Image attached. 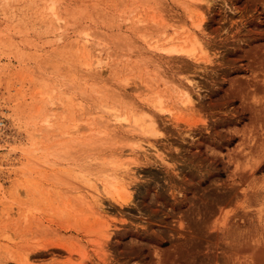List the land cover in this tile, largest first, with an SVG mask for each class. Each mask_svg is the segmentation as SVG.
I'll use <instances>...</instances> for the list:
<instances>
[{
	"label": "rangeland",
	"instance_id": "rangeland-1",
	"mask_svg": "<svg viewBox=\"0 0 264 264\" xmlns=\"http://www.w3.org/2000/svg\"><path fill=\"white\" fill-rule=\"evenodd\" d=\"M195 34V59L161 50ZM81 144L130 160L128 201L73 178ZM0 264H264V0H0Z\"/></svg>",
	"mask_w": 264,
	"mask_h": 264
},
{
	"label": "bare ground",
	"instance_id": "bare-ground-1",
	"mask_svg": "<svg viewBox=\"0 0 264 264\" xmlns=\"http://www.w3.org/2000/svg\"><path fill=\"white\" fill-rule=\"evenodd\" d=\"M194 2V1H193ZM191 4H192V1H191ZM195 4V3H194ZM193 5V4H192ZM192 5H190L189 4V6H192ZM52 7V8H51ZM50 8H51V11H53L54 10V8H53V5H51L50 6ZM195 28H197V29H202L203 28V22H199V23H197V24H195ZM60 29H61V27H60ZM87 35V34H86ZM61 36V35H60ZM88 36V35H87ZM62 37V36H61ZM61 37H59V38H61ZM89 37V36H88ZM92 38V37H91ZM172 38H173V36H170L168 39H167V42L168 41H172ZM147 39V38H146ZM88 41V40H87ZM170 41V42H171ZM192 41H193V43L191 44V46H188V47H184L183 45H181V44H178V46H175L176 44H174V45H170V46H168L167 48H163V49H161L163 52H167L168 54L169 53H180L179 55H185V56H187L188 58H191V59H195V58H197V51H199V49H198V46H200L201 47V41H199V38H197L196 37V34L193 36V39H192ZM88 42H90V41H88ZM166 42V43H167ZM90 43H92V42H90ZM172 43V42H171ZM176 43H178V42H176ZM185 43H187V41L185 42ZM93 45H94V42H93ZM179 45H181L180 47H179ZM97 47H98V45H97ZM95 48V46H94V48H95V52H96V54L94 55V60L93 61H91V63H89V64H87V67L89 68V70H90V68H92V67H94L95 65H96V67L97 68H99L100 70H102L103 68H105V66L108 64L106 61L107 60H104L103 59V57H102V55H103V50H102V48ZM149 47H150V45H149ZM152 47V46H151ZM154 47H156V46H154ZM158 48V47H157ZM162 48V47H161ZM202 51V50H201ZM200 52V51H199ZM204 53V52H203ZM178 55V54H177ZM200 55H201V53H200ZM204 55V54H203ZM203 55H202V57H203ZM205 56V55H204ZM199 57H201V56H199ZM92 71V70H91ZM187 82H189V84L190 85H192L193 84V82L191 81V80H189V81H187ZM62 87V86H61ZM184 91V90H183ZM120 92V91H119ZM72 93V92H71ZM62 94V93H61ZM67 94H68V92H67ZM118 92H116V95H117V97H118V100H119V96H118ZM52 95V94H51ZM75 95V94H74ZM114 95V94H113ZM115 95V96H116ZM67 96H69V97H67V98H70V96L71 95H67ZM112 96V95H111ZM47 97H49L50 99L48 100L49 101V105H51V109L49 110V115H48V118L45 120V122L50 126V124H51V119H52V117L55 115L54 114V109H52V108H55L56 107V101H55V98H54V101H53V99L51 98V96L49 95V96H47ZM62 97V96H61ZM60 97V98H61ZM83 97V96H82ZM107 97V96H106ZM58 98V97H57ZM72 98V97H71ZM73 98H74V96H73ZM113 98H114V96H113ZM112 99V98H111ZM115 99V98H114ZM58 100H59V98H58ZM66 100V99H65ZM117 100V99H116ZM56 102V103H55ZM118 102V101H117ZM190 102H191V98H190V94L188 93V91H185V96H184V99H183V101H182V104L184 105V106H188L189 104H190ZM63 104V103H62ZM76 104H77V101H76ZM80 104V103H79ZM116 104V103H115ZM162 104H163V101H162V99H159L157 102H156V105H154L153 107H155L156 109H157V113H161L162 115L163 114H168V115H170L171 114V111H169L168 109H164L163 108V106H162ZM90 105V104H89ZM78 106V110L80 111V110H82L80 107H82V105H77ZM111 106V105H110ZM110 106H106V105H103L102 106V110H99V111H102L104 114H106V115H108L109 117H111L110 119L111 120H113L114 122H116V124L118 123H120V124H123V125H126L127 124V122L129 123V121H132V126L134 127V130H137V132H139V133H141V134H143V135H145V136H157L158 137V135L160 136L161 135V133H160V130H158V126H157V123H156V117L153 115V117L152 116H150V115H152V114H150V113H138V112H135V110L134 111H132L131 112V116L129 117L127 114H125V113H122L121 112V110L119 109L120 108V106H119V108L117 107V105L114 107H110ZM138 108V107H137ZM100 109H101V106H100ZM83 110H84V108H83ZM97 110V109H96ZM56 112V111H55ZM102 112H100L101 113V115H100V117H99V119H102V118H104L105 116H103V114H102ZM81 114V113H80ZM83 114V113H82ZM85 114H86V112H85ZM97 115V112H94V111H90V112H88L87 113V116H92V121H86L85 120V122H87V124L88 125H92L93 126V124H94V117ZM79 116H81L82 117V115H79ZM78 116V117H79ZM72 118V117H71ZM179 119V118H178ZM70 120V119H69ZM104 120V121H103ZM103 120H100V121H96V123L99 125V129H101L100 131H98V135L99 136H103L102 137V140L101 141H98V139H99V137L97 138V141H95L97 144H99V143H101V144H108V142H111L112 143V140H111V137L108 135V132H109V128H108V125H106V122H107V120L105 121V119H103ZM111 120L110 121H108L109 123L111 122ZM45 123V124H46ZM126 123V124H125ZM48 126V127H49ZM131 126V127H132ZM47 127V128H48ZM51 127V126H50ZM49 127V128H50ZM110 127V126H109ZM136 128V129H135ZM81 129H80V125L77 123V124H75L71 129H70V132H69V135H71L72 137L73 136H79L80 134H81V131H80ZM93 130V129H92ZM91 131V130H90ZM92 132V131H91ZM107 137V136H109L107 139L105 138V137ZM115 137V136H114ZM73 138H76V137H73ZM109 139H110V141H109ZM77 139H73V142H75ZM105 140V141H104ZM108 140V141H107ZM72 142V141H71ZM72 142V143H73ZM66 145V144H65ZM68 145V144H67ZM71 145V144H70ZM69 145V146H70ZM82 145V146H81ZM81 145H79V146H81L82 148H86V146L88 147L89 145H87V144H85L86 146L85 147H83L84 146V144H81ZM96 145V144H95ZM95 145L93 146V145H91V146H89L88 148L89 149H81V152H80V155L78 156V152H76L77 153V155L76 156H78V157H80V159L81 160H79L78 159V157H76V159H74L73 158V160H75L76 162H77V164H76V166L75 165H73V166H75V169H74V171H73V178L75 179V180H77L78 182H80L81 183V187H83V186H85L86 188H88V189H92V191L94 190V191H97V190H101L102 191V193L103 194H106L110 199H112V200H115V201H120V200H122V202H126V200L128 201L129 200V197H130V193H129V188H130V186H128L127 185V183L125 184L124 182H123V179H122V177H121V173H119L120 172V170H125V172L127 171H129L128 169V167L129 166H126V162L128 161H130V160H127L126 162L124 161V162H121L120 160H121V156H122V153H116V152H108V154L110 153V155L108 156V157H106V159H108V161L107 162H105V161H103L102 159H101V157L102 156H104V154L102 155H98V153L96 152V153H94L95 151H93V149L92 148H94L95 147ZM100 145V144H99ZM98 145V146H99ZM105 145L104 146H102V148L103 147H105ZM108 145H111V144H108ZM66 147V149H64L65 151H63L62 153H64L65 155H69V154H71V153H69V149H70V147ZM72 146V145H71ZM80 147V148H81ZM90 147H91V149H90ZM110 147V146H109ZM68 148V149H67ZM79 148V149H80ZM97 148H99V147H97L96 146V148H95V150L96 151H99L100 153H102L103 151V149L101 150V149H98L97 150ZM107 148V147H106ZM113 148V147H112ZM90 150V151H89ZM109 151V150H108ZM116 151V150H115ZM72 152V151H71ZM103 153H105V151L103 152ZM107 153V152H106ZM64 156V155H63ZM70 156V155H69ZM111 156V157H110ZM65 157V156H64ZM72 158V157H71ZM105 158V157H104ZM60 159H62V158H60ZM64 160H67L66 158H63ZM124 159V158H123ZM72 159H70L69 161H71ZM79 160V161H78ZM96 160H101V162H98V163H96ZM125 160V159H124ZM74 161V162H75ZM93 161H94V163H93ZM132 161V160H131ZM127 162V163H128ZM59 165V164H58ZM131 171V170H130ZM129 171V172H130ZM124 174V173H123ZM101 186V187H100ZM74 187V188H73ZM84 187V188H85ZM72 188H73V192L74 193H77V195H79L80 194V196H82V198L79 196V202L77 201V198H76V201L78 202L77 204L78 205H81V204H79V203H83L86 207H87V209H90L89 208V206L90 205H93V203L91 204V201H89V196H88V194L87 193H84L83 192V190H85V189H80V188H78V187H76V185L74 186H72ZM71 189V188H70ZM72 191V189L70 190V192ZM83 192V193H82ZM86 192H89L88 190H86ZM98 192V191H97ZM74 193L72 194V195H74ZM91 193V192H90ZM100 193V192H99ZM71 194V193H70ZM76 195V194H75ZM74 195V196H75ZM102 195V194H101ZM105 195V196H106ZM94 196V195H93ZM96 197L94 196V198H93V200H97V199H95ZM98 200H100V199H98ZM99 202H101V201H99ZM121 202V201H120ZM120 202H119V204H120ZM82 206V205H81ZM93 207V206H92ZM91 207V208H92ZM99 208V207H98ZM95 208L93 207V210H94ZM92 210V211H93ZM96 210V213L98 214V212H99V209H98V211H97V209H95ZM95 210H94V214H95ZM86 211V210H85ZM89 211H91V210H88V212ZM101 212V211H100ZM90 213V212H89ZM91 214H93V212L91 213ZM96 214V215H97ZM100 215H101V213H100ZM104 230V229H103Z\"/></svg>",
	"mask_w": 264,
	"mask_h": 264
}]
</instances>
